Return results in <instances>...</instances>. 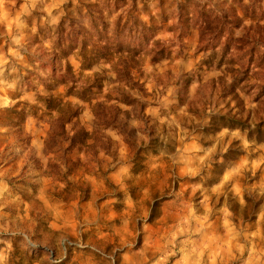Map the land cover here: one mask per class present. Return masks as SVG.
<instances>
[{"label":"clouds","instance_id":"1","mask_svg":"<svg viewBox=\"0 0 264 264\" xmlns=\"http://www.w3.org/2000/svg\"><path fill=\"white\" fill-rule=\"evenodd\" d=\"M0 264H264V0H0Z\"/></svg>","mask_w":264,"mask_h":264}]
</instances>
